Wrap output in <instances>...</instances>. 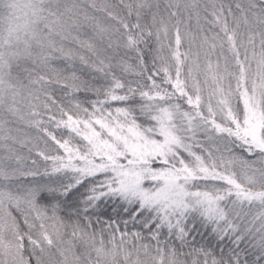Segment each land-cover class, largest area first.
<instances>
[{
    "label": "snow or ice",
    "instance_id": "1",
    "mask_svg": "<svg viewBox=\"0 0 264 264\" xmlns=\"http://www.w3.org/2000/svg\"><path fill=\"white\" fill-rule=\"evenodd\" d=\"M0 150V264H264V0H0Z\"/></svg>",
    "mask_w": 264,
    "mask_h": 264
},
{
    "label": "trees",
    "instance_id": "2",
    "mask_svg": "<svg viewBox=\"0 0 264 264\" xmlns=\"http://www.w3.org/2000/svg\"><path fill=\"white\" fill-rule=\"evenodd\" d=\"M112 3H119V0H111ZM130 2V0H125V3H128ZM162 8L166 2V0H159ZM201 3L204 2V0H200ZM226 2H229V3H233V5L236 3V2H244L246 3V0H226ZM203 23V22H202ZM188 24H189V28L190 30H192L193 32L196 31V19H195V15L193 14V17L191 19V21H188ZM129 78H132V77H129ZM83 98V97H81ZM61 102H65L64 100H62ZM25 132H27L30 136H33L35 137L37 135V132L35 129H28V128H25L24 129ZM2 151V150H0ZM24 155H27V148L23 149V153ZM31 159H37L35 153H33ZM38 163H40L41 167H43V161H38ZM114 219L116 220L117 222L120 221L121 218L123 219H127V216L123 215V213H121L119 216H116V215H113L112 213V210H111V207L110 206H105V209H104V212L102 213V219ZM259 225L257 224V227ZM197 227H199V225H197ZM133 230H139L138 228H133V226L131 224H129V231H133ZM205 236H207V233H205ZM197 239H200L199 237H197ZM231 247V244L227 241V239L225 240L224 242V253H225V256L227 255V250L228 248ZM241 248H244L245 247V244L242 243L240 245ZM251 249H249L250 251ZM216 252H217V256L219 257L220 253H219V246H217V249H216Z\"/></svg>",
    "mask_w": 264,
    "mask_h": 264
}]
</instances>
